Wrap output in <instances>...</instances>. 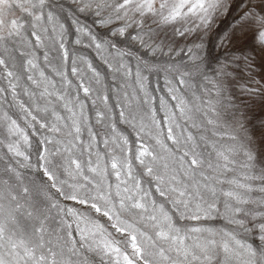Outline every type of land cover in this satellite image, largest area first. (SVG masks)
Returning a JSON list of instances; mask_svg holds the SVG:
<instances>
[{
    "label": "snow or ice",
    "instance_id": "snow-or-ice-1",
    "mask_svg": "<svg viewBox=\"0 0 264 264\" xmlns=\"http://www.w3.org/2000/svg\"><path fill=\"white\" fill-rule=\"evenodd\" d=\"M71 7L94 15L101 25L111 23L113 17L122 21L115 32L127 33L153 53L162 50L169 31L180 37L201 28L209 31L218 17L236 13L232 15L235 26L225 39L230 43L240 33L258 41L264 51V0H71ZM57 9L65 10L62 3L51 0H0V79L7 81L13 99L23 77L35 89H43L37 96L24 86V95L37 106L21 103L19 107L31 122L53 134L40 142L45 147L39 152L38 166L20 160L13 163V157L24 161L29 157L18 141L5 144L0 139L8 154L0 156V264H264V151L254 147L257 133L264 143V124L250 130L248 111L229 107L233 101L225 95L223 81L209 79L198 62L193 49L200 45L188 50L190 65L155 68L173 73L180 87L192 93L187 97L177 95L179 89H170L177 115L169 118L166 135L157 134L154 145L140 140L133 151L128 138L111 125L113 136L111 142L102 141L107 149L102 156L91 151L99 133L89 128L87 144L81 137L88 117L79 92L91 98L93 88L83 82L73 86L57 71L65 88L75 87L77 95L54 90L29 50L44 46V24L58 22ZM76 31L97 50L103 49L87 26ZM59 50L66 61L69 54L63 39ZM116 55L126 54L117 51ZM43 56L49 60L47 51ZM109 67L124 77L119 87H126L132 70L122 62ZM88 68L99 84V73L91 64ZM71 72L76 76L79 69L73 66ZM146 79L138 67L135 82L141 89ZM201 79L203 89L196 83ZM8 89L0 87V93ZM109 99L97 90L91 100L97 123L108 118ZM98 103L103 107H97ZM122 107L128 109L127 104ZM57 108L69 115L62 116ZM40 112L52 120L38 118ZM129 116L131 112H120L121 120L135 127L136 117ZM6 120L8 137L19 134L28 144L17 121L7 115ZM153 123H158L154 116ZM29 167L42 171L46 181H27L20 169ZM238 169L240 175H234ZM112 174L117 180L114 186L106 183ZM81 179L86 183H80ZM100 217L106 218L107 225ZM215 221L224 222L225 227L211 226ZM141 223L143 229L137 227ZM109 225L118 235L108 231Z\"/></svg>",
    "mask_w": 264,
    "mask_h": 264
},
{
    "label": "rangeland",
    "instance_id": "rangeland-1",
    "mask_svg": "<svg viewBox=\"0 0 264 264\" xmlns=\"http://www.w3.org/2000/svg\"><path fill=\"white\" fill-rule=\"evenodd\" d=\"M51 2L62 3L65 10L63 12L58 9L55 10V15L59 18L58 22H45L44 26L47 28V32L41 33L44 46L29 50L34 52L39 71H43L45 77L55 85L54 90L63 92L68 96L77 95L75 87L65 88L64 79L56 74L57 71L63 73V76L67 77L73 86L83 82L93 88L91 98H86L82 91L79 92V98L85 104L84 112L88 117L81 132L83 143L87 144L89 140V128L94 133H99L97 141L94 142L96 146L91 149L93 153L100 152L102 156L104 155L107 149L102 141L108 139L111 142L113 136L111 125H115L117 132L128 138V148L133 151L138 147L140 140L145 144L154 145L157 134L161 137L166 135V125L169 118L177 115L174 108L176 101L172 99L173 93L170 89H179L176 94L187 97H191L192 93L190 89L180 87L173 73L165 72L162 68L157 71L155 68L159 66L166 68L181 63L190 65L188 50L193 48L194 44L200 45L199 49H193V51L196 52L199 58L198 62H200V66L208 78L223 81L225 95L233 101V104L229 107L239 108L241 113L248 111V119L252 121V124L249 125L250 130L253 126L259 129L264 124V51H261L257 46L258 41L252 40L251 37L243 38L240 33H237L230 43L225 39L235 26L232 15H236V13L229 16L221 15L214 21L209 31H204L201 28L199 31L191 32L185 37L172 36L169 31L167 35L170 39L163 41L162 50L157 49L153 53L142 47L139 42L132 41L127 33L125 36H120L115 32V29L121 26L122 21L115 20L113 17L111 23L101 25L94 15L76 12L74 7H71L70 10L71 0H51ZM257 2L258 0H253V3ZM61 24L64 26L63 29L60 28ZM79 26H87L91 34L96 37L97 42L104 45L103 49L97 50L88 37L77 33L76 29ZM131 31L132 29H129V32ZM61 32H63V37H61ZM29 38L31 39V37ZM61 39H63L65 49L69 54L66 61L60 56L59 42ZM77 39L82 42L80 44L75 43ZM157 43L159 44L161 41H157ZM112 45L116 47L113 48ZM46 51L49 53L48 61H45L43 56ZM117 51L126 55L117 56ZM121 62L132 70V76L127 79L124 88L119 87V85L125 83L124 77L121 73L114 72L109 67V64L118 67ZM89 64L99 73V84L96 83L93 71L88 68ZM145 65H148L152 70L146 69ZM73 66L79 69L76 76H73L71 72ZM138 67L141 69L143 76L147 77L143 89L135 82V72ZM31 74L37 79L40 78L38 72ZM196 83L201 89L204 88V80H198ZM20 84L22 87L17 88L15 99H13V93L8 89L7 81L0 79V87L8 89L6 92L0 93V139H4L5 144L9 140L18 141L20 150L29 157L28 161H24L22 157H13V163L15 160H20L22 163L38 166L40 163L39 152L45 147L40 142L45 136L51 138L53 134L46 129L39 128V125L35 122H31L30 117H25L19 107L21 103L25 104L26 107L29 105L33 108L37 106L33 99L24 95V86L35 91L37 96L39 91L43 89H35L26 77L21 79ZM208 87L211 88L210 85ZM97 90L110 98L108 101L110 107L108 118L102 123L96 122L95 109L91 102L92 99H95ZM253 92L258 94L252 95ZM133 97L134 99H132ZM43 103L42 100L39 101V106L42 107ZM125 104L128 105V109L122 107ZM246 105L248 106L247 109H245ZM97 107L102 108L103 105L98 103ZM122 110L126 112V115L131 112V116L136 117L133 121L135 127L121 120L120 112ZM57 111L62 116L69 115L62 108H57ZM6 115L17 121L19 128L29 138L28 144L23 143L19 134L8 137ZM131 116L128 118L131 119ZM153 116L158 123H153ZM38 118L52 120V117L44 112L38 113ZM47 147L52 148L53 145L49 144ZM254 147L258 152L264 151V143H261L259 133L255 136ZM7 155V148L0 144V156L7 158ZM88 158L85 155V160ZM91 159L95 161V155ZM20 171L25 175L27 181H35L37 184L46 181L42 171H38L37 167L24 168ZM240 172L241 170L238 169L234 175L239 176ZM89 175L91 176L90 173ZM60 178L65 179L66 177L61 176ZM80 183L86 182L81 179ZM106 183L114 186L117 183L115 175H108ZM157 200L164 203L159 197H157ZM61 202L70 207H79L72 201ZM166 207L170 206L166 205ZM99 219L101 223L107 225L106 218L100 217ZM211 226L222 228L225 227V224L222 221H215L211 222ZM137 227L143 229L144 225L141 223ZM108 231L112 232L113 235H118L114 233L110 225Z\"/></svg>",
    "mask_w": 264,
    "mask_h": 264
}]
</instances>
